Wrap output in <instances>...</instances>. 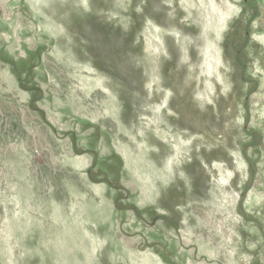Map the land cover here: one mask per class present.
<instances>
[{
	"label": "rangeland",
	"instance_id": "1",
	"mask_svg": "<svg viewBox=\"0 0 264 264\" xmlns=\"http://www.w3.org/2000/svg\"><path fill=\"white\" fill-rule=\"evenodd\" d=\"M0 264H264V0H0Z\"/></svg>",
	"mask_w": 264,
	"mask_h": 264
}]
</instances>
